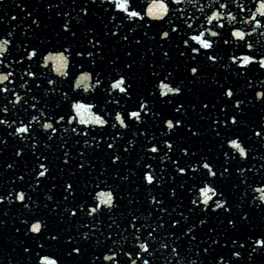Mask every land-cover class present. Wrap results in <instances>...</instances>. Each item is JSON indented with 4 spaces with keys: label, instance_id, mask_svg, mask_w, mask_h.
Instances as JSON below:
<instances>
[{
    "label": "water",
    "instance_id": "95a60500",
    "mask_svg": "<svg viewBox=\"0 0 264 264\" xmlns=\"http://www.w3.org/2000/svg\"><path fill=\"white\" fill-rule=\"evenodd\" d=\"M160 2L129 0V9L140 13L139 17H131L116 9V0H0V75L11 73L0 83V88L11 90L0 92V107L7 104L9 109L0 112V119L7 121L0 124V139L6 141L0 144V194L5 197L0 201V264H43L41 258L47 256L56 240L50 237H57L123 94L111 84L124 76L127 85ZM49 3L54 7L49 8ZM83 8L90 11L85 14ZM63 12L69 15L65 17ZM34 19L38 27L32 24ZM65 20L75 36L63 31ZM89 28L100 37L102 47L91 57L86 52L77 55L83 49L93 51L88 43L92 39ZM111 32L117 35L113 37ZM4 40L9 43L4 44ZM33 48L39 55L29 60L27 52ZM61 52L63 57L58 55ZM49 55L45 63L44 57ZM29 72L36 73L35 83ZM85 72L89 78L77 86L76 80ZM97 73L101 85L95 83ZM12 93L20 95L21 102H15ZM25 99L27 104L23 103ZM76 102L85 105L79 112L71 106ZM33 103L36 108L30 107ZM61 115L65 120H59ZM69 115L74 117L71 124L67 122ZM32 116L37 120L33 121ZM98 116L106 121L105 125L96 124ZM29 121L34 134L9 135ZM46 122L53 123L57 131L43 129ZM17 149H22L20 157L15 156ZM39 162L46 163L51 175L36 174ZM69 183L73 189L65 193ZM19 192L25 193L24 201L16 199ZM37 220L42 232L25 231L22 222L28 221L30 227Z\"/></svg>",
    "mask_w": 264,
    "mask_h": 264
},
{
    "label": "snow or ice",
    "instance_id": "6c2138e0",
    "mask_svg": "<svg viewBox=\"0 0 264 264\" xmlns=\"http://www.w3.org/2000/svg\"><path fill=\"white\" fill-rule=\"evenodd\" d=\"M102 2H103V0H102ZM170 2L173 3V4H175V3H179V0H170ZM128 4H129V0H116L115 7L118 10H123V12L126 13L128 16H131V17H139L140 16V13L137 12V11H134V10H130L129 7H128ZM48 7L49 8H53L54 5L52 3H49L48 4ZM160 7L162 9H164V8H166V5L162 2L160 4ZM219 7L220 8H225V7H227V4H221V5H219ZM261 7L264 8V4H262ZM82 11L85 14H87L90 11V9L83 8ZM56 14L57 15H60L61 13L60 12H57ZM29 15L31 16V13H29ZM68 15H69L68 12H63V16L67 17ZM220 16H221V14L219 12H213L211 14V16L207 17V22L208 23H213V18H219ZM228 16L231 17L232 20H235L236 19V17L233 16L231 12L228 13ZM12 19L14 20L15 17H12ZM255 23L257 25H260L261 24V21L257 19V20H255ZM32 24L35 25V26H37V27L39 26V22L37 20H35V19L32 21ZM190 27H191V25H189V28ZM214 27H216L218 29H223L225 27V25H224L223 22H221L218 25H214ZM62 29H63V31L65 33L71 32V35L72 36H75L76 35V33L74 31H72V29H71L69 23L67 22V20H65L63 22ZM176 31H177L176 28H170L169 30H162V32L158 34V38L161 39V40H170L171 39L170 32L171 33H174ZM206 31H207V33H208V35L210 37H219L221 35V33L219 31L213 30L211 28L207 29ZM88 32L92 34V39L89 40L88 43L91 45V48L93 49V51H88L87 49H83L81 52L76 53L77 55H83L86 52L87 55L91 57V56H94L95 52L99 51L100 48L102 47V41H101L100 37L98 35H96L91 28L88 29ZM8 35H11V33H9ZM111 35L113 37H115L117 35V33L111 32ZM247 35H248L247 33H245L244 31H242L240 29L234 28V29L231 30V36L236 37V38H238L240 40H244ZM204 36H205V33L204 32H200L198 35H196V36L193 37V39L199 41L200 45H202V49L201 48L194 47V46H189V41L187 39H184L183 40V44L185 46H188L186 48V51H188L189 54H191V53L199 54V52L201 50H206V51L211 50V51H214V42L212 40H210V39L203 38ZM123 39L128 40V37L127 36H124ZM3 43L4 44H8L9 41L8 40H4ZM137 43H139V41H137ZM223 43L227 44L228 41L227 40H224ZM247 47L248 48H252V44H250V43L247 44ZM2 54H3V52H0V55H2ZM38 55H39V53H38V51L35 48H33L32 51L27 52V56H28L29 60H31L33 57H38ZM58 55L61 56V57L64 56V54L62 52L61 53H58ZM129 55H131V53H129ZM163 55L165 57H167L168 56V52H164ZM180 55L181 56L185 55V52L184 51H181L180 52ZM50 58H51V55H49L48 57H44L45 63H47L48 59H50ZM191 58L192 59H195L194 56H192ZM65 59H67V58L65 57ZM207 59L209 61H216L217 60V57L215 55H208L207 56ZM232 59L235 61L237 58L236 57H233ZM255 59L256 58L253 57V56L244 55L243 58H242L241 67H247V66H249L251 63L255 62ZM0 63H3V61H0ZM93 63H95V61H93ZM131 66L132 65H127L128 68H131ZM259 66L261 68H264V56H262L260 58V60H259ZM190 71H191L192 74H196L198 72V68L197 67H191ZM9 75H11V73H9L8 75H0V83H3V81L8 80ZM28 75L33 77V82L35 83L36 73L29 72ZM65 75H67V74L65 73ZM88 78H89V73H86V72L83 73L81 75V78L76 80V85L79 86L82 80H86ZM9 82L11 83V81H9ZM48 83H52V81L49 80ZM95 83L97 85H101V83H102L101 78H100V76H99L98 73L96 74ZM122 85H126V80H125V77L124 76H121L119 79H116L115 82L111 84V88L112 89H118L120 92H129L131 86L130 85H126V86L122 87ZM35 86L38 88L40 85L38 83H36ZM162 87L166 88L167 91L170 92V93L181 94V92H182V90H181V88L179 86L169 87L167 84H164V85H162ZM28 91L29 92L31 91V86H29ZM0 92H11V90L8 87H3V88H0ZM12 94L15 95V93H12ZM65 95H67V94H65ZM224 95L227 98L232 99L234 97V92H233L232 88L229 87L227 89V91L224 93ZM256 96L258 98L264 97V93H259L258 92V93H256ZM33 99H35V97H33ZM15 102H21V96L20 95H15ZM8 103L11 104V103H13V101L9 100ZM23 103L24 104H27L28 103L27 99H25L23 101ZM240 105H241V101L239 99H236V101H235V107L239 108ZM71 106L73 108H75L78 112H79L80 109H82V108L85 107V105L83 103H79V102L72 103ZM30 107L36 108L37 105L35 103H33V104L30 105ZM88 107H90V105ZM136 107H137V109H144L145 108V103H138ZM180 107H183V105H181ZM193 107H195V105H193ZM208 107H209V104H207V103H205V104L202 105V108L203 109H207ZM8 111H9V109L7 107V104H5L2 107H0V112H8ZM176 111L179 112L180 111V108L179 107L176 108ZM153 114H155V113H153ZM141 115L142 114H141L140 111H131L130 113L127 112V111L124 112V116L125 117H130V118L140 119L141 118ZM174 119H175V124L173 123V120L172 119H169V120L166 121V124H167L168 129L174 131L177 128L185 127V128L188 129L189 135L195 136L197 134L195 131L192 130L193 129V126L192 125H190V124L189 125H184L183 122H182V120L180 118H174ZM32 120L33 121L37 120V117L36 116H32ZM59 120L60 121L65 120V116H63V115L59 116ZM73 120H74V117H72L71 115H69V117L67 119V122L69 124H71V123H73ZM116 120L119 121V123H120L121 126L127 127V125L125 123V119L122 118L120 112H117L116 113ZM225 120L227 122V117H225ZM58 122L59 121H57V123ZM84 122L87 123V121H84ZM95 122L98 125H105L106 124V121L102 117H99V116L96 117V121ZM236 122H237L236 116L235 115H232V117H231V123L235 124ZM6 123H7L6 120L0 119V124H6ZM12 123L15 124L16 121L13 120ZM30 125H31V121H29L28 123H22V126L16 127L13 130V132L9 133V135H16V134H21V133H25V134L32 133V134H34V130L31 129ZM9 127H11V125H9ZM42 127H43V129L50 130L51 132H56L57 131V128L54 127L53 123H47L46 122V123H44L42 125ZM111 127L116 128V124L113 123L111 125ZM72 131L75 132L76 129H72ZM119 134H120L119 132L116 133L117 136ZM260 134H261L260 132H257L256 133L257 136H259ZM85 135H86V133H85ZM26 138H31V136L26 137ZM49 139H51L50 136H49ZM113 139H115V136L113 137ZM5 143H6V141L4 139H0V144H5ZM85 143H87V141H85ZM166 143H167V141H166ZM229 143L231 145L235 146V148H237L239 150L240 156H242V157L247 156V152H246L245 147L241 146V143L238 141V139H232V140L229 141ZM106 147L109 148V149H111V148H113V145L111 143H109V144L106 145ZM168 147H169V149H171L172 145L169 143L168 144ZM151 151L152 152H156L157 151V148L156 147H153L151 149ZM183 151H184L185 154H187L188 151H189V149L184 148ZM21 155H22V149H17L16 152H15V156L20 157ZM67 155H68V153L65 152L64 153V156L67 157ZM193 155H194V153H193ZM112 159L115 162V161L119 160L120 157L119 156H116L114 154L113 157H112ZM64 162H65V164H67L68 163L67 159H65ZM7 167L8 168H11L12 167V164H8ZM79 167L83 168L85 166H84V164H80ZM202 167L204 169H209V171H211V169H210V163H208V162H205L202 165ZM41 169H43V171H40ZM178 171H179V173H185L186 169L184 167H178ZM227 171H228L227 168H223L222 171L220 172V175L223 176ZM36 174L39 177H45L46 175H51L49 168L46 166V163H44V162H39L38 163V168L36 170ZM211 174L213 176L216 175L215 172H211ZM143 178L147 181L148 184H152L154 182V176L152 174L148 173V172H145L143 174ZM20 179H23V177L21 176ZM39 182L40 181L37 180V183H39ZM70 189H73V185L69 183L64 188L65 193H67ZM210 190L213 191L214 193L216 191L214 188L213 189H210L208 187H205V188H202L201 189V191L204 192V193H207ZM8 195L10 196L11 193H8ZM172 195L175 196V190L174 189L172 190ZM221 195H223V194L221 193ZM107 196H108V199L106 201L107 205H113L114 201H113V195H112V193L111 192L107 193ZM261 198L264 199V195H262ZM4 199H5L4 195L0 194V201H3ZM16 199H18L19 201H24L26 199L25 193L24 192L17 193ZM48 199L51 200L52 197L49 196ZM64 199H67V195H65ZM209 199L210 198L207 195H205L203 203L205 205H208V207L205 209L206 211L215 212L217 209L220 210L221 212H225V213H227V212L230 211V209H228V208L225 207V204H227V201L217 199L214 202V207H213L212 205H209L208 204ZM152 200L154 201L155 204L162 205V201L158 200L156 197H152ZM193 203H195V201ZM24 207L27 208L28 205L25 204ZM79 207L81 209H86L87 210V214L89 216H93V214L97 212V207H91L90 209H87V206H85V205H80ZM159 211L160 212H165L166 209H164L161 206L159 208ZM76 214L77 213H76L75 209H73L71 211V215L75 216ZM181 215H183V214L181 213ZM247 215H248L247 213H244L243 217H241L240 219L243 220L244 218L247 217ZM0 223H3V221H0ZM97 223H98V221H97ZM114 223H115V221H113V224ZM22 224L23 225H26L25 231H30V232H34V233H40V232H42V225H41V223H40L39 220H37L34 223H31L30 227L28 226V221H24V222H22ZM163 224H164V221H163L162 218H160V225L159 226L162 227ZM178 224H180V220L177 219V218H175V217H173L169 221V227L170 228H173L174 229ZM199 224L201 226H204V225L207 224V221L205 219H200L199 220ZM227 224L230 225V226H232V227H235V218L228 217L227 218ZM93 226H95V225H93ZM111 227H112V224H109L108 225V228H111ZM132 227L135 228V225H132ZM195 227H196V224L195 223H193L191 227H187V233H192L193 232V229ZM17 231H20V229L18 228ZM208 231L209 232H213L214 229L208 228ZM110 235H111V233H109V236ZM147 235H148V237H152L153 236V233L151 231H149ZM83 236H84L85 239L90 238L89 232H84L83 233ZM191 238L194 240L195 239V235H193ZM50 239L55 240L56 237L55 236H51ZM69 239H71V237ZM177 239L179 240V237H177ZM213 243H218V241L213 240ZM230 243L232 245H237V241L236 240H231ZM256 244L261 245L262 247H264V240H257L256 241ZM149 247H150V245H149V242L147 240L144 243H141L139 245V249L142 250L145 254L148 253ZM164 247H167V245H165ZM238 247L240 249H244V244L241 243V244L238 245ZM24 251L27 252L28 249L25 248ZM176 251L177 250L175 248L172 249V252L173 253H175ZM209 251H210V249L208 247H204L203 248V252L204 253H208ZM253 251H255L254 248H253ZM81 252H82V249L79 246H72L71 251L69 252V255L70 256L73 255V254L79 255ZM133 252L137 256L140 255V252L139 251H136L135 249L133 250ZM132 254L133 253L130 252L127 255L130 256ZM230 254H231V257H233V258H239L242 255L241 251H237V250H230ZM248 255H249V257H251V252H249ZM114 256H115V253H113V255H111V256H103V259L104 260H108V261H112L113 258H114ZM41 259L45 262V264H56V261L55 260H51L47 256L42 257ZM220 262H224V264H227V262L225 261V257L223 255H220L219 261L217 262V264H220ZM132 264H136V262L133 261ZM143 264H149V260L148 259H144L143 260Z\"/></svg>",
    "mask_w": 264,
    "mask_h": 264
}]
</instances>
